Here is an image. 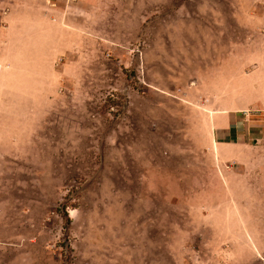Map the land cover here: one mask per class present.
<instances>
[{
    "label": "rangeland",
    "instance_id": "1",
    "mask_svg": "<svg viewBox=\"0 0 264 264\" xmlns=\"http://www.w3.org/2000/svg\"><path fill=\"white\" fill-rule=\"evenodd\" d=\"M64 3L40 59L0 29V264H264V0Z\"/></svg>",
    "mask_w": 264,
    "mask_h": 264
},
{
    "label": "crops",
    "instance_id": "2",
    "mask_svg": "<svg viewBox=\"0 0 264 264\" xmlns=\"http://www.w3.org/2000/svg\"><path fill=\"white\" fill-rule=\"evenodd\" d=\"M67 1V0H66ZM82 3L89 4L91 0H79ZM65 0H0V29L4 30L6 36L5 45L10 47L20 48V55H16L18 62H26L30 60V56L36 57L38 55H29L23 52L30 47L45 45V39L50 35V30H55L54 37L60 39L62 33L68 30V26L63 23L67 21L68 9H64ZM82 11V10H81ZM87 11L84 10L83 15L86 16ZM77 14V12H75ZM82 15V12H80ZM62 18V21H60ZM62 23V24H61ZM48 45V42H47ZM31 60H33L31 58ZM212 80V94L216 99L213 108L210 110L201 107L206 125L208 126V143L212 147H218L220 142L218 137L229 135L239 137L236 140L238 146L247 147L245 135L246 130L236 128L237 118L233 112V102L231 97L228 100H221L220 93L231 91L230 82L222 80L216 76ZM224 85V86H223ZM223 86V87H222ZM194 107L196 106L193 105ZM187 119L188 116H186ZM239 118V117H238ZM243 119V118H242ZM248 123L245 127L248 128ZM235 141V139H231ZM231 143V142H229Z\"/></svg>",
    "mask_w": 264,
    "mask_h": 264
}]
</instances>
